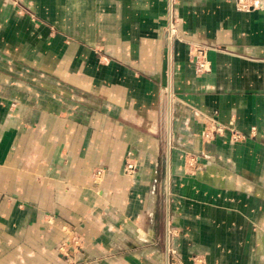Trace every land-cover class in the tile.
<instances>
[{"label":"crops","instance_id":"obj_1","mask_svg":"<svg viewBox=\"0 0 264 264\" xmlns=\"http://www.w3.org/2000/svg\"><path fill=\"white\" fill-rule=\"evenodd\" d=\"M0 264H264V0H0Z\"/></svg>","mask_w":264,"mask_h":264},{"label":"built area","instance_id":"obj_2","mask_svg":"<svg viewBox=\"0 0 264 264\" xmlns=\"http://www.w3.org/2000/svg\"><path fill=\"white\" fill-rule=\"evenodd\" d=\"M175 34H176V27H175V21L172 18V16H169V20H168V24L166 27V40H167V44L168 46H171L174 39H175ZM194 63H195V68H196V72L197 73H205L208 72L210 70V64L209 62L206 60L205 56H204V52L202 50H195L194 53ZM222 128L219 127L218 125L213 126L212 131L205 133L204 134V138L206 140H210L213 138L214 134H219L221 133ZM243 137H241L239 134L233 132L231 133V140L232 141H240L242 140ZM134 169V166L132 164H126L125 166V172L126 173H131ZM101 173L100 172H96V176H99Z\"/></svg>","mask_w":264,"mask_h":264}]
</instances>
